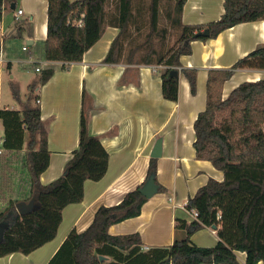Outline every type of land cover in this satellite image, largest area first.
<instances>
[{"label":"trees","instance_id":"trees-1","mask_svg":"<svg viewBox=\"0 0 264 264\" xmlns=\"http://www.w3.org/2000/svg\"><path fill=\"white\" fill-rule=\"evenodd\" d=\"M8 1L0 0V18ZM113 1V7L108 8L110 0H48L47 36L36 43L34 54L47 61H79L101 38L105 28L114 26L119 32L104 61L164 64L163 95L176 101L179 79L171 75V70L181 66V56L192 53L193 40L205 41L239 23L264 20V0H224L225 10L219 19L187 24L182 21L187 0H172L167 17L179 31V37L166 51H157L154 45H147L161 30L162 0H149L150 31L145 44L130 45L125 53L130 26L140 12L134 10V2L145 0ZM205 28H209V36L196 35ZM8 42L10 57L18 56L21 47L17 42ZM141 48L145 51L140 59H135ZM248 58L258 59L264 65V46L251 51L235 67ZM53 72L52 68L42 70L31 89L45 84ZM182 72L189 80L191 92L196 93L197 70L183 68ZM232 74L230 68L208 71L206 105L194 121L196 158L209 160L224 175L222 180L210 177L189 197L187 209L196 210L198 218L177 219L174 242L147 251L142 250L143 242L137 232L111 234L112 224L141 213L148 199L140 192L141 185L128 191L118 204L99 206L91 224L81 232L72 229L47 264H241L237 257L240 251L246 253L247 264L264 261V78L243 81L224 97V84ZM35 99L39 103L38 95ZM0 119L4 149H21L29 135L26 166L32 193L10 201L0 211V257L14 252L29 254L56 236L63 209L83 200L85 181L100 180L106 174L109 152L99 137L89 133L87 118L82 113L79 144L72 151L64 173L43 184L40 176L49 165L50 150L40 106L3 107ZM152 175L158 184L154 157L146 180ZM164 190L158 184V191ZM206 226L216 227L219 241L214 246H200L191 239ZM100 256H109L111 260Z\"/></svg>","mask_w":264,"mask_h":264},{"label":"crops","instance_id":"crops-1","mask_svg":"<svg viewBox=\"0 0 264 264\" xmlns=\"http://www.w3.org/2000/svg\"><path fill=\"white\" fill-rule=\"evenodd\" d=\"M223 2L187 0L182 21L206 24L217 20L225 10ZM210 5L217 6L212 9ZM18 9L24 10L17 18ZM40 10L41 15L29 30L17 22L26 11L30 14L29 20L33 21L34 13L38 11L39 15ZM8 11L16 23L3 26ZM47 19L48 0H9L2 8L0 18V46L6 58V62L0 65V71L3 66L12 67L14 55L10 57L7 52L10 45L8 40L16 42L18 39L24 40L19 47L25 53L24 62L35 60L36 63L32 62L35 68L41 66L42 70L52 68L54 71L45 84L33 88L40 92L37 94L40 100L38 105L41 119L48 130L50 150L49 165L40 176L41 183L49 184L64 173L72 151L79 144L82 113L87 118L89 133L99 137L109 152V165L100 180L85 181L83 200L63 209L62 221L52 240L29 254L14 252L0 257V264H47L72 229L81 232L91 224L99 206L118 204L128 191L143 185L152 158L151 152L159 137L162 138V154L155 157L156 174L158 184L166 190L157 191L149 197L138 216L112 224L109 232L113 235L139 233L143 251L171 245L176 235L177 219H194L185 206L189 197L210 177L218 180L224 177L223 172L209 160L197 159L194 148V121L206 105L208 71L216 68L233 70L232 76L224 84V97L243 81L264 78V65L258 59L248 58L235 67L251 51L264 46V20L239 23L205 41L193 40L192 53L180 59L179 96L173 101L167 99L162 91L164 64L104 61L112 40L119 32L114 26H107L101 38L79 61H47L36 56V43L47 36ZM25 44L29 47L24 51ZM183 68L197 70V90L194 94L182 72ZM41 71L31 84L39 80ZM11 77L14 75L11 74ZM3 135L0 119V211L10 201L32 195L30 173L25 164L26 195L8 200L4 198L8 190L15 187V179L10 177L9 172H13V166L17 165L14 163L16 159L20 162L24 154L27 156L29 135L25 137L21 149L12 150L2 147ZM205 230L211 231L207 241L202 240L200 235ZM191 239L200 246H214L219 241L216 230L208 226L195 232ZM237 257L241 264H247L245 252H237ZM104 258L111 260L109 256ZM258 264H264V261Z\"/></svg>","mask_w":264,"mask_h":264},{"label":"rangeland","instance_id":"rangeland-1","mask_svg":"<svg viewBox=\"0 0 264 264\" xmlns=\"http://www.w3.org/2000/svg\"><path fill=\"white\" fill-rule=\"evenodd\" d=\"M148 4H149V0H145L144 2L141 1L134 2V10L135 11L139 10L140 12L138 13V18L135 21V23L130 26V37H129L130 39H128V42L125 46V53L128 52L130 45L145 44L144 42L150 31ZM113 5H114V1L110 0L108 4V8L110 7L112 8ZM172 5H173L172 0H162L160 3L161 30L158 33L154 34L152 38H150L151 39L150 43H148L147 45V46H149V44L154 45L157 51H166L168 48H170V46L175 44V42L179 37V31L171 26L170 18L167 17V10ZM210 6L212 9H215L217 5L214 6L210 5ZM9 12L10 11H8V13H6L4 17L3 26H6L11 22L16 23L14 22L16 20H14V18ZM40 15H41V10L39 15H38V11H36L34 13L35 16L34 20L30 21L29 20L30 14L26 11L25 14L22 15L20 17V20L17 22L22 23L24 27L27 30H29L30 25L35 24ZM23 41H24L23 39L16 40L17 45L21 47ZM143 51H145V48H141L136 53L135 59H140V56H142ZM24 57H25V53L20 50V54L18 56H14L12 67L8 68L7 66H3V69L0 71L1 73L0 104L2 107L11 106L19 109V108H23V106L25 105H31V106L38 105L35 96L40 92L34 91L29 87V85L33 81V78L39 75V72L36 71L34 67L36 61L32 60V62L35 61L33 65L32 62L31 63L27 61L24 62L25 60ZM21 60L23 61V63L21 62ZM24 65L26 66L28 65V66L26 67ZM11 74H13L14 77H11ZM23 157H24L23 161L20 160L22 165L20 164L19 161H17L18 159L15 160L14 158L15 160L14 163H16L17 165L13 166L14 167L13 172L11 171L9 173H10V177L11 178L14 177L15 179V182L13 181L15 187H13L12 189L10 188V190H8V192L5 194L4 198L6 200L11 198H16L18 196L26 195L27 187L25 186L26 177L24 174L25 171L24 169L26 164V160H25L26 154H24ZM210 233H211L210 230H205L204 232H202V234H200L202 240L207 241L210 237Z\"/></svg>","mask_w":264,"mask_h":264},{"label":"water","instance_id":"water-1","mask_svg":"<svg viewBox=\"0 0 264 264\" xmlns=\"http://www.w3.org/2000/svg\"><path fill=\"white\" fill-rule=\"evenodd\" d=\"M14 6V5H13ZM196 35H204V36H209L210 35V31L209 28H205L199 32L196 33ZM31 42V41H29ZM171 75L175 76V77H179V69L178 68H174L171 70ZM162 154V138L159 137L156 142L155 145L153 147V150L151 152V156L152 157H159ZM140 192L147 198L151 197L153 194H155L158 191V184L155 181V177L152 175L150 176L145 183L140 187ZM213 228L215 229L216 227L213 226ZM103 256H100V259H102Z\"/></svg>","mask_w":264,"mask_h":264},{"label":"built area","instance_id":"built-area-1","mask_svg":"<svg viewBox=\"0 0 264 264\" xmlns=\"http://www.w3.org/2000/svg\"><path fill=\"white\" fill-rule=\"evenodd\" d=\"M23 13V9H18L17 10V14H16V17L18 18L19 15H21ZM23 49H28V44H25L23 46ZM6 62V58H5V54H4V49L3 47L0 46V65L5 63ZM36 71H41L42 70V67L41 66H36L35 68ZM1 152V150H0ZM187 207V204L185 205ZM193 216L194 219H197L198 218V212L194 209L192 210H189Z\"/></svg>","mask_w":264,"mask_h":264}]
</instances>
